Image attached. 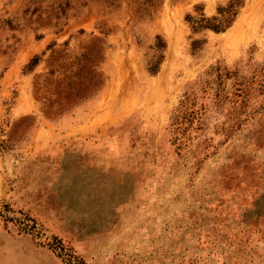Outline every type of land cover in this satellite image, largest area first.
<instances>
[{
  "label": "rangeland",
  "instance_id": "rangeland-1",
  "mask_svg": "<svg viewBox=\"0 0 264 264\" xmlns=\"http://www.w3.org/2000/svg\"><path fill=\"white\" fill-rule=\"evenodd\" d=\"M0 231L38 264L53 236L87 264H264V0H0Z\"/></svg>",
  "mask_w": 264,
  "mask_h": 264
},
{
  "label": "trees",
  "instance_id": "trees-1",
  "mask_svg": "<svg viewBox=\"0 0 264 264\" xmlns=\"http://www.w3.org/2000/svg\"><path fill=\"white\" fill-rule=\"evenodd\" d=\"M236 11V1H230L228 3L227 7L221 8L222 17L221 20L217 17H213L212 20H216V23L209 22L207 18H201L199 19L198 25L199 26H210L214 29H217L221 26H225L229 23L231 16H234ZM221 22H225V24L222 25ZM184 101H181V104L178 108H181L183 106ZM180 114L175 113L174 120L178 119ZM16 224L18 226V230L22 232H30L34 238H38L41 235V228L37 222L31 218L30 216H27L23 214L22 217H15ZM40 244H45L48 249L51 250V252L60 259L61 262L64 264H87L83 258L78 256L74 249L64 243L61 238L57 236H53L50 240L40 241Z\"/></svg>",
  "mask_w": 264,
  "mask_h": 264
},
{
  "label": "crops",
  "instance_id": "crops-1",
  "mask_svg": "<svg viewBox=\"0 0 264 264\" xmlns=\"http://www.w3.org/2000/svg\"><path fill=\"white\" fill-rule=\"evenodd\" d=\"M0 236H6L4 232L0 231ZM15 248L16 252H11V249ZM41 252L33 244L23 246H14L11 241H0V264H38V259L35 257L37 253ZM15 255V262L13 256ZM47 264H60L59 260L52 257Z\"/></svg>",
  "mask_w": 264,
  "mask_h": 264
}]
</instances>
